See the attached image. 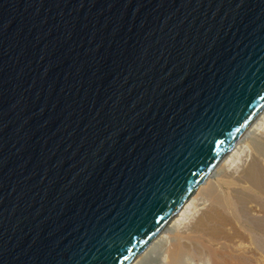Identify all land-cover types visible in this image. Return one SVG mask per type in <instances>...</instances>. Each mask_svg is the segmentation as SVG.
Listing matches in <instances>:
<instances>
[{
  "label": "water",
  "instance_id": "obj_1",
  "mask_svg": "<svg viewBox=\"0 0 264 264\" xmlns=\"http://www.w3.org/2000/svg\"><path fill=\"white\" fill-rule=\"evenodd\" d=\"M264 110V0H0V264H132Z\"/></svg>",
  "mask_w": 264,
  "mask_h": 264
},
{
  "label": "rangeland",
  "instance_id": "obj_2",
  "mask_svg": "<svg viewBox=\"0 0 264 264\" xmlns=\"http://www.w3.org/2000/svg\"><path fill=\"white\" fill-rule=\"evenodd\" d=\"M263 120H264V110L258 116V118L252 123V125L247 129V131L245 132L243 137L235 144V146L231 149V151L227 154V156L220 162V164L215 168V170L211 173V175L206 179V181H205L206 183L204 182L201 185V186L208 185V187L212 188L213 190L215 188L214 191L216 193H220V194H218L219 197L220 198L222 197V199L224 198V203H225V205H227L226 207H229L228 208L229 211L226 210L227 212H229L228 216H230V215L235 216V219H236L235 222L237 224V227H239L238 228L239 233L237 232L234 235L233 234L234 232L228 231V233H229L228 240H224V241L219 240L216 242L217 243L216 246L212 245L213 250H215V251L217 250V252L220 253V255L222 256V257L219 256L218 257L219 259H221L223 257L225 259H231L232 256H234L237 253H240V251H241V264H252V263L253 264H264V230H263L264 229V189H263L264 188V181H263L264 180V127H263L264 121ZM259 124H262V125L259 126ZM235 151H236V153H238V152L240 153V154H237V156H239L240 160L241 159H242L241 161L245 160L246 166L251 167V171L254 173L253 177L255 176L254 177L255 182L258 180L256 182V185H253L254 187L248 183H244V182L239 183L235 178L233 180V177L229 178L228 174H226L227 171L228 172H234V170L235 171L237 170L236 173H238V170L240 169L236 165L240 166V164L242 162L239 161V158L236 155L234 156L233 153ZM247 155H248V157H247ZM233 156H234V158H233ZM236 157H237V159H236ZM258 174H260V175H258ZM234 181L237 183H235ZM238 184H240L239 185L240 187L238 186ZM243 184H244V186H243ZM258 186H260V187H258ZM236 187H238V188H236ZM246 187L248 190L246 189ZM241 188H244V189L241 190ZM249 188L251 189L252 192L250 191ZM254 189H256V190H254ZM244 190H247V191L243 192ZM253 190H254V192H253ZM257 190L259 193L257 192ZM202 192H204V193H202ZM246 192H248V193H246ZM196 193H197V191L190 198V199H192L194 197V200L192 202L193 205H191L189 207L190 209L189 210H188V208L185 209V211H186V212L184 211L185 214L181 213V215H183V216L179 215L180 214V212H179L171 220V222L167 225V227L157 236V238L153 241V243L149 247H147V249L141 255H139L133 261L132 264H166L167 258L164 259V256H167L166 253L170 249V248H168V250H167L166 249L167 247L173 245L175 242H178V238L180 237V235L182 233H183L182 234L183 236H187L190 239H192L191 238L192 233H190V231H191L190 227L192 226V228H194V225H192V221L194 218H196L195 216H197V214L199 213L198 212V208H199L198 205L200 203H202L203 200L206 201V205L208 203L207 200L205 199V197H206L205 194H207L205 191L202 190L201 192H199V194H196ZM200 193H202L204 196ZM251 193H253V194H251ZM255 193H257V194H255ZM254 195H256L257 197ZM251 196L253 199L251 198ZM195 197L197 199L199 198V200L197 201V199ZM202 197H204V198H202ZM251 199H252V202H251ZM233 201L236 204H234ZM198 202H200V203H198ZM194 205H196V207ZM195 209H197V210L195 211ZM250 209H251V211H250ZM181 211H182V209H181ZM194 211H195V213H194ZM179 216H180V218H178ZM177 220H178V222H177ZM252 224H253V226H252ZM230 235H231V237H230ZM232 235H234V237ZM239 235H240V237H239ZM236 236H238V237H236ZM176 239H177V241H176ZM229 240H230V242H229ZM220 241L223 243H221ZM172 242H173V244H172ZM223 244H224V247H223ZM217 245L219 247H217ZM220 245L223 248L220 247ZM190 246H191V244H190ZM224 248H226V249H224ZM196 249L197 248L192 247L191 253H190L191 256L189 258L185 257L187 259V262L185 261L184 264H193V263L198 264V262H200L199 264H211V262L209 261V259L207 257L208 255L205 252L201 251L203 255L198 256L197 251H199V249H197V250ZM165 250H167V251H165ZM222 251H223V254H222ZM195 252H197V253H195ZM246 257L248 260L249 259L250 260L248 261L247 259H245ZM211 258L212 257H210V260H212Z\"/></svg>",
  "mask_w": 264,
  "mask_h": 264
},
{
  "label": "bare ground",
  "instance_id": "obj_3",
  "mask_svg": "<svg viewBox=\"0 0 264 264\" xmlns=\"http://www.w3.org/2000/svg\"><path fill=\"white\" fill-rule=\"evenodd\" d=\"M264 121V120H263ZM262 124H259V126H261ZM258 126V127H259ZM264 127V125H263ZM261 128V127H260ZM259 134V133H258ZM256 135V134H255ZM256 137V136H255ZM237 151V150H236ZM236 151L233 153L234 156L237 154H240L239 152L236 153ZM242 151V150H241ZM243 152V151H242ZM241 152V153H242ZM232 155V154H231ZM233 156V158H234ZM239 158V156H237ZM236 157V159H237ZM248 157V155H247ZM231 159V158H230ZM242 160V159H241ZM240 158H239V161L242 162L240 164V166L236 165L238 168H240L238 170V173H236V171L234 170V172H226V174H228L229 178L230 177H233V180L234 178L239 182V183H248L250 185H256V181L255 182V176L253 177L254 173L251 171V167L249 166H246V162L245 160L241 161ZM230 161V160H229ZM237 162V161H236ZM233 163V162H232ZM234 164V163H233ZM254 164V163H253ZM242 165V166H241ZM237 168V169H238ZM234 169V168H233ZM229 170V169H228ZM253 170V169H252ZM259 173V172H258ZM257 175V174H256ZM260 175V174H258ZM228 180V179H227ZM232 180V179H231ZM264 181V180H263ZM235 182V181H234ZM262 182V181H261ZM206 183V182H205ZM237 183V182H235ZM210 185V184H209ZM240 184H238L239 186ZM242 185V184H241ZM204 186V185H203ZM200 186L198 189H197V193L196 194H199V192H201L202 190L205 191L207 194L205 199L207 200V205H206V201L203 200L202 203H200L198 205V214L197 216H195L196 218H192L193 221H192V225H194V228H192V226L190 227V233H192L191 235V238L190 239L189 237L187 236H183L182 234L180 235V237L178 238V242H175L173 245L167 247L166 249L168 250V248H170L166 255L167 256H164V259L167 258V263L166 264H184V262L186 261L187 262V259L185 257H190V253H191V249L192 247H195L197 249H199L198 252V256H201L203 255L202 252H205L208 256V259L209 261L211 262V264H241V251L240 253H237V254H233L234 256H232L231 259H225L224 257L219 259L218 257L221 256L220 253L217 252V250H213V247L212 245H215L216 246V242L219 241V240H228L229 238V233L228 231H232L234 232L233 234L235 235L239 230L237 227V224L235 222V216L233 215H230L228 216V213L226 210H228L229 207H226L227 205H225L224 203V198L222 199V197L220 198L218 194L220 193H216L212 188L208 187V185L206 186ZM236 186V185H235ZM244 186V184H243ZM242 186V187H243ZM246 186V185H245ZM240 187V186H239ZM251 187V186H250ZM254 187V186H253ZM260 187V186H258ZM238 188V187H236ZM244 188H241V190H243ZM247 189V187H246ZM250 189V188H249ZM257 189V188H256ZM254 189V190H256ZM264 189V188H263ZM240 190V189H239ZM248 190V189H247ZM247 190H244L243 192L247 191ZM253 190V192H254ZM262 190V189H261ZM251 191V189H250ZM233 192V191H232ZM231 192V193H232ZM252 192V191H251ZM258 192V190H257ZM204 193V192H202ZM200 193V194H202ZM248 193V192H246ZM259 193V192H258ZM245 194V193H244ZM250 194V193H249ZM253 194V193H251ZM257 194V193H255ZM263 194V193H262ZM203 195V194H202ZM204 196V195H203ZM256 196V195H254ZM233 197V196H232ZM257 197V196H256ZM196 198V197H195ZM204 198V197H202ZM234 198V197H233ZM240 198V197H239ZM252 198V196H251ZM261 198V197H260ZM259 198V199H260ZM197 199V198H196ZM253 199V198H252ZM252 199H251V202H252ZM258 199V198H257ZM194 200V197L192 199H190V201L188 203H186V205L182 208V211H180V214L181 213L183 214L185 209L188 208V210L190 209L189 207L192 204ZM199 200V198L197 199V201ZM249 201V200H248ZM254 201V200H253ZM240 202V201H239ZM234 203V201H233ZM227 204V203H226ZM231 204V203H230ZM236 204V203H234ZM233 204V205H234ZM196 207V205H194ZM250 206V205H249ZM232 207V206H231ZM234 207V206H233ZM236 207V206H235ZM194 208V207H193ZM231 209V208H230ZM247 209V208H246ZM197 209H195L196 211ZM236 210V209H235ZM254 210V209H253ZM194 211V213H195ZM229 211V210H228ZM251 211V209H250ZM186 212V211H185ZM185 214V213H184ZM183 216V215H181ZM185 216V215H184ZM180 218V216L178 217ZM176 221V220H175ZM178 222V220H177ZM262 223V222H261ZM253 226V224H252ZM257 229V228H256ZM264 230V229H263ZM184 231V230H183ZM181 232V231H180ZM239 233V232H238ZM231 234V233H230ZM241 234V233H240ZM234 235H232L234 237ZM238 235V234H237ZM231 237V235H230ZM238 237V236H236ZM240 237V235H239ZM177 238V237H176ZM188 240V241H187ZM177 241V239H176ZM221 242V241H220ZM219 242V243H220ZM226 242V241H225ZM230 242V240H229ZM223 243V242H221ZM220 243V244H221ZM191 244V246H190ZM232 244V243H231ZM256 245V244H255ZM217 247H219L217 245ZM220 247H222L220 245ZM223 247H224V244H223ZM222 247V248H223ZM226 247V246H225ZM215 248V247H214ZM196 249V250H197ZM218 249V248H217ZM226 249V248H224ZM255 249V248H254ZM233 250V249H232ZM202 251V252H201ZM227 251V250H226ZM229 251V250H228ZM195 252V253H197ZM201 252V253H200ZM221 252V251H220ZM225 252V251H224ZM231 252V251H230ZM234 253V252H233ZM222 254H223V251H222ZM225 254V253H224ZM228 254V253H227ZM206 256V255H205ZM210 257H212L210 260ZM222 257V256H221ZM228 258V257H227ZM247 259V257L245 258ZM243 260V259H242ZM248 260V259H247ZM250 260V259H249ZM248 260V261H249ZM192 261V260H191ZM190 261V262H191ZM195 261V260H194ZM198 262V261H197ZM193 263V262H192ZM200 262H198L199 264ZM248 263V262H247ZM251 263V262H250ZM194 264V263H193ZM253 264V263H252Z\"/></svg>",
  "mask_w": 264,
  "mask_h": 264
}]
</instances>
